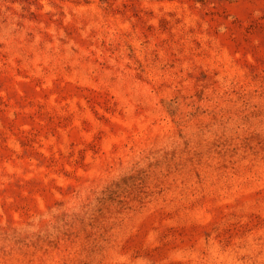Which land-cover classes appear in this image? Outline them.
I'll return each instance as SVG.
<instances>
[{"label":"rangeland","instance_id":"rangeland-1","mask_svg":"<svg viewBox=\"0 0 264 264\" xmlns=\"http://www.w3.org/2000/svg\"><path fill=\"white\" fill-rule=\"evenodd\" d=\"M0 264H264V0H0Z\"/></svg>","mask_w":264,"mask_h":264}]
</instances>
